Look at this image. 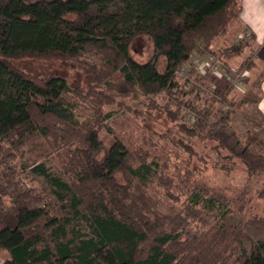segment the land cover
Segmentation results:
<instances>
[{
  "label": "trees",
  "instance_id": "16d2710c",
  "mask_svg": "<svg viewBox=\"0 0 264 264\" xmlns=\"http://www.w3.org/2000/svg\"><path fill=\"white\" fill-rule=\"evenodd\" d=\"M106 1L0 0V249L8 255L2 264H264V211L239 224L188 228L185 217L162 213L159 201L145 190L139 172L148 166L146 150L126 148L113 171L107 170L106 158L98 159L93 138L107 108H125L135 117L142 113L122 105L107 87L115 73L104 68L107 58L123 65L124 53L101 47L99 61H77L81 52L71 34L87 24L94 5ZM146 2L155 5L147 7L144 23L154 16L150 28L157 25L155 30L171 37L161 49L154 47L161 72L151 95H172L174 71L191 65L199 49L227 64L250 47V41H238L219 53L211 51L237 20L239 0H189L190 7L183 9ZM29 57L77 61L86 79L73 85L65 75L40 78L14 66V59ZM187 76L214 87L210 95L185 80L203 105L176 100L175 107L170 102L158 107L152 96L145 105L147 113L164 116L167 128L181 134L174 142L185 157L180 158V174H199L210 162L184 140L197 138L215 155L212 165L219 171L230 174L240 168L245 179L264 175V141L253 134L241 138L230 126L228 81L192 68ZM181 110L188 111L191 127L180 123ZM44 145L67 154L61 165L66 180L44 163L30 166L31 173L50 184L49 193L25 185L10 164L22 159L26 149ZM152 175L167 190L173 185L163 171Z\"/></svg>",
  "mask_w": 264,
  "mask_h": 264
},
{
  "label": "rangeland",
  "instance_id": "374dc122",
  "mask_svg": "<svg viewBox=\"0 0 264 264\" xmlns=\"http://www.w3.org/2000/svg\"><path fill=\"white\" fill-rule=\"evenodd\" d=\"M157 1H160L161 6L182 9L190 7L189 0H148L147 2L108 0L94 5L90 9L87 24L78 26L71 34L78 46L77 50L81 52L77 61H99L100 55L102 56L105 50L102 48L107 47L111 50L115 49L119 54L124 53L126 61L123 65L112 62L109 56L108 60H105L104 68L115 72L107 87L114 91L117 101L119 100L122 105L142 111L138 117H135L125 108L117 110L108 107L107 118L93 138L94 151L98 159L106 158L107 170L113 171L126 148L134 150L140 147L146 150L150 156L147 160L148 166L139 172L145 190L159 201V209L162 213L170 216L179 213L185 217L189 222L188 228L219 225L223 222L239 224L245 218L264 211V175L245 179L240 168L230 174L219 171L212 165L215 155L202 148V143L197 138L184 140L188 143L191 141L197 154L204 156L210 162L202 165L204 169L199 174L194 173L195 177L193 173L180 174L182 171V168L178 169L182 164L180 158L185 157L181 154L182 151L176 148L174 142L181 134L175 132V127L172 130L167 128L168 123L164 116L154 111L146 112L145 105L148 104L151 96L158 107L164 106L167 102L171 103V108L175 107L176 100L189 101L197 105H203L204 101L183 78L175 75L176 70L187 69L185 66L174 71L175 86L171 90L172 95L167 91H155L153 95L149 93V90L155 87V80L159 78L161 72L158 54L154 51V47L161 49L171 41L165 30H155L157 25L150 28L152 19L156 20L154 16L149 17L148 22L144 23V18L150 15L147 7H154L155 4L150 3ZM145 2L150 5L146 6ZM236 21L238 20L228 24L226 34L212 45L211 51L219 53L222 49L231 46L234 36L240 30ZM263 52V48L246 49L239 57L231 58L227 62L226 72L230 74L234 70L243 68L249 70V76L242 86L231 87L227 96L230 103L228 111L231 128L241 138L253 134L264 141V117L258 110L261 102L259 85L264 76ZM208 55L210 53L199 49L192 54L189 61L200 57L207 61ZM173 56L171 53L170 57ZM215 56L220 59L218 55ZM77 61L29 57L14 59L13 64L36 77L42 78L50 73L65 75L71 84L79 85L85 81L86 74L79 68ZM223 80L228 81V79ZM215 107L220 106L215 105ZM259 108L261 110L260 106ZM187 114L186 110L180 111L179 116L182 117L180 123L191 127L188 124ZM82 119L84 118L79 116V120ZM66 155V151L62 148L53 150L52 147L44 145L35 150L26 149L22 159L12 160L10 164L17 167L25 185L41 193H49L52 189L50 184L46 179L31 173L30 166L44 163L48 171L66 180L68 176L61 168ZM192 163L195 167L194 161ZM154 171H163L168 177L173 178V185L169 190L164 183L161 181L159 183L152 175ZM82 228L86 232L85 226ZM7 258V253L0 249V264Z\"/></svg>",
  "mask_w": 264,
  "mask_h": 264
},
{
  "label": "crops",
  "instance_id": "0c3cea01",
  "mask_svg": "<svg viewBox=\"0 0 264 264\" xmlns=\"http://www.w3.org/2000/svg\"><path fill=\"white\" fill-rule=\"evenodd\" d=\"M239 16L237 18L240 30L234 36L232 44L239 41L242 34L248 35L249 48L264 49V0H239ZM264 57V52H263ZM260 104L258 110L264 117V76L260 80Z\"/></svg>",
  "mask_w": 264,
  "mask_h": 264
},
{
  "label": "built area",
  "instance_id": "2783aa9c",
  "mask_svg": "<svg viewBox=\"0 0 264 264\" xmlns=\"http://www.w3.org/2000/svg\"><path fill=\"white\" fill-rule=\"evenodd\" d=\"M248 35L247 34H242L239 37V41H248ZM209 60L206 61V59L201 58H195L192 61L191 65L185 66V70L180 69L179 71H176L177 77H181L186 80L188 83H194L195 86L200 89L202 92H207L208 94L211 95V90L213 88L211 87H205L204 85H201L200 83H195L193 82L192 78H189L187 76V70L192 68L196 73L202 74V75H207L210 74L214 77L217 78H223V79H228V83L230 84L231 87H240L242 86L243 82L247 79L249 76V70L243 68L239 70H234L228 74L226 72L227 65L220 61V59L216 56H211L208 55ZM250 59V58H249ZM210 88V89H209ZM210 90V91H209ZM191 117L189 118L190 121L193 120V115H190Z\"/></svg>",
  "mask_w": 264,
  "mask_h": 264
}]
</instances>
